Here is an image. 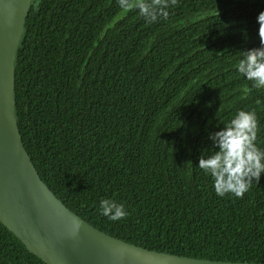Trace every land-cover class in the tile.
Here are the masks:
<instances>
[{
  "label": "trees",
  "instance_id": "obj_1",
  "mask_svg": "<svg viewBox=\"0 0 264 264\" xmlns=\"http://www.w3.org/2000/svg\"><path fill=\"white\" fill-rule=\"evenodd\" d=\"M147 23L118 0H33L15 58L14 113L38 175L72 212L148 250L264 263V173L218 197L197 168L209 133L264 89L235 66L260 46L264 0H167ZM251 89V90H250ZM101 199L122 203L117 221ZM0 264H45L0 222Z\"/></svg>",
  "mask_w": 264,
  "mask_h": 264
},
{
  "label": "water",
  "instance_id": "obj_2",
  "mask_svg": "<svg viewBox=\"0 0 264 264\" xmlns=\"http://www.w3.org/2000/svg\"><path fill=\"white\" fill-rule=\"evenodd\" d=\"M31 4L0 0L2 225L45 264H264L195 259L127 243L87 223L51 192L23 146L14 113L15 58Z\"/></svg>",
  "mask_w": 264,
  "mask_h": 264
},
{
  "label": "clouds",
  "instance_id": "obj_3",
  "mask_svg": "<svg viewBox=\"0 0 264 264\" xmlns=\"http://www.w3.org/2000/svg\"><path fill=\"white\" fill-rule=\"evenodd\" d=\"M118 6L124 12L137 10L147 23L167 19L169 15L167 0H118ZM256 23L260 46L244 51L235 68L243 79L251 82V88L264 89V11L257 15ZM258 131L256 113L240 109L218 131L209 133L214 151L207 157L201 155L197 168L210 177L218 197L230 194L242 198L264 173V146L257 143ZM99 209L102 216L112 221L127 215L122 203L110 199H101ZM73 227L78 229L79 224L74 223Z\"/></svg>",
  "mask_w": 264,
  "mask_h": 264
}]
</instances>
